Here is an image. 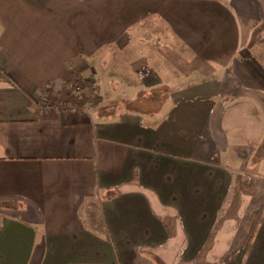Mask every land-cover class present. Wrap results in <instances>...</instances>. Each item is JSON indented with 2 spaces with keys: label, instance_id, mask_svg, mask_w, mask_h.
Instances as JSON below:
<instances>
[{
  "label": "crops",
  "instance_id": "crops-1",
  "mask_svg": "<svg viewBox=\"0 0 264 264\" xmlns=\"http://www.w3.org/2000/svg\"><path fill=\"white\" fill-rule=\"evenodd\" d=\"M0 264H264V0H0Z\"/></svg>",
  "mask_w": 264,
  "mask_h": 264
},
{
  "label": "rangeland",
  "instance_id": "rangeland-1",
  "mask_svg": "<svg viewBox=\"0 0 264 264\" xmlns=\"http://www.w3.org/2000/svg\"><path fill=\"white\" fill-rule=\"evenodd\" d=\"M151 22H149V24L145 25V29H144V38L147 39V42L145 43V47H160L161 45H164L168 43V41L164 40L162 38V36L160 35L161 33L164 35L163 33V28H161V26L156 22L153 21L152 19H150ZM159 33V34H158ZM141 30L139 32V35L141 36ZM138 35V36H139ZM159 38V39H158ZM160 42V43H159ZM163 43V44H162ZM143 46L141 43L139 44L138 40H134L131 42V46L130 47H140ZM109 50V49H108ZM111 52L107 51L106 53L102 54V64H103V68H108L111 65V63H121V61L125 62V60L128 58L126 57V55H122V54H117L116 56H110ZM115 58H118L117 60ZM166 67H168L171 71V66H169V64L165 65ZM124 69V68H123ZM91 80V79H90ZM86 80H81L78 82V80L76 82H74V85L71 84L69 86H67L69 89V94L72 95L73 97L76 98V96H84L85 97V101L91 100L92 102H95L97 100H99L97 98V94H96V90H95V80L91 81L90 83L92 84V86L90 87L89 85H87L85 88L83 87V85H85ZM89 84V83H88ZM90 97V98H89ZM73 103H71L70 105H72Z\"/></svg>",
  "mask_w": 264,
  "mask_h": 264
},
{
  "label": "trees",
  "instance_id": "trees-1",
  "mask_svg": "<svg viewBox=\"0 0 264 264\" xmlns=\"http://www.w3.org/2000/svg\"><path fill=\"white\" fill-rule=\"evenodd\" d=\"M89 83V84H88ZM92 83V82H91ZM90 82H88V81H85V85H83V87L85 88L87 85H89L90 87L92 86V84H91ZM87 84V85H86ZM80 97H82V98H84L85 99V97L84 96H80ZM90 98V97H89Z\"/></svg>",
  "mask_w": 264,
  "mask_h": 264
}]
</instances>
